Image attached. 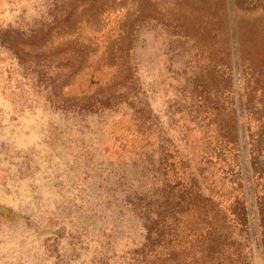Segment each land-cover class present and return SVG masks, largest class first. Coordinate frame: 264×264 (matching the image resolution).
<instances>
[{"label": "rangeland", "instance_id": "obj_1", "mask_svg": "<svg viewBox=\"0 0 264 264\" xmlns=\"http://www.w3.org/2000/svg\"><path fill=\"white\" fill-rule=\"evenodd\" d=\"M263 45L264 0H0V264H264Z\"/></svg>", "mask_w": 264, "mask_h": 264}, {"label": "trees", "instance_id": "obj_2", "mask_svg": "<svg viewBox=\"0 0 264 264\" xmlns=\"http://www.w3.org/2000/svg\"><path fill=\"white\" fill-rule=\"evenodd\" d=\"M226 55L229 57V62H231L230 53H226ZM257 62L258 63L256 65L252 64L253 62H251V64H249V68L254 71V73L257 72V67L260 69L258 71V74H253V76L255 77L254 83L255 85H257L254 89L257 90L258 87L263 86L262 95H264V47L260 51V56ZM238 94L240 98V100L238 101L239 107L241 108L242 105L244 107H248V104H250V100L243 101L242 95L244 94ZM235 113H237L236 107H234V117H232V120L234 121V129L238 143V139L240 136V127L238 124L237 115ZM259 140V143H261L263 141V138ZM230 208L233 214V218H231L232 223L240 227V229H242L243 231H247L249 238L250 229H255L254 234L255 236H257L256 240L258 241L256 242L261 247L262 254H264V197H257L256 199H250L249 201L247 194L244 193L242 196L235 199V201L230 205ZM217 213L220 215L219 211H216L215 215H218Z\"/></svg>", "mask_w": 264, "mask_h": 264}]
</instances>
